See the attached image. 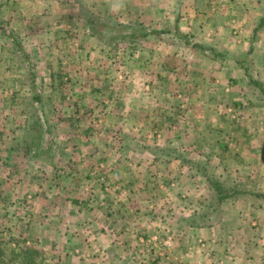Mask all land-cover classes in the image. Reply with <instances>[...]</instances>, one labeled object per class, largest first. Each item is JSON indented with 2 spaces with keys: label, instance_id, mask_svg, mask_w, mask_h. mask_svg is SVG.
<instances>
[{
  "label": "rangeland",
  "instance_id": "1",
  "mask_svg": "<svg viewBox=\"0 0 264 264\" xmlns=\"http://www.w3.org/2000/svg\"><path fill=\"white\" fill-rule=\"evenodd\" d=\"M0 2L4 16L22 34L30 68L40 78L31 91L23 79L24 67L9 46L0 44V143H23L35 122L29 115L38 105L31 98L34 93L43 97L45 117L55 127L56 151L47 162L51 165L28 164L35 177L45 178L50 186L68 184L71 178V189L86 180L93 193L113 194L117 187L124 189L125 167L115 175L111 162L125 161V156L141 158L150 153L144 146L151 143L158 146L153 152L157 158L177 160L160 165L158 172L169 187L163 190L171 189L178 198L173 205L183 208L178 217L192 210L203 212L208 203L205 180L194 164L264 191V100L236 60L246 59L259 72L253 75L264 83V30L254 34L264 2L20 0L24 3L20 10L15 8L16 0ZM91 15L143 23L152 29L177 26L180 34L235 53L236 58L213 61L166 35L152 37L136 50L125 45L109 49L88 31L84 22ZM70 162L98 167L58 171ZM3 165L0 162L5 173L12 170ZM152 191L147 189L145 194ZM229 208L230 216L216 225L230 219L231 226L241 227V238L251 232L264 260V202L239 199ZM8 219L4 216L6 226ZM200 243L202 248L207 246L205 240ZM78 254L83 260L91 257L82 251Z\"/></svg>",
  "mask_w": 264,
  "mask_h": 264
},
{
  "label": "crops",
  "instance_id": "2",
  "mask_svg": "<svg viewBox=\"0 0 264 264\" xmlns=\"http://www.w3.org/2000/svg\"><path fill=\"white\" fill-rule=\"evenodd\" d=\"M23 5L16 0V9L20 10ZM34 14L35 11L30 17ZM146 144L144 149L150 151L147 155H139L141 158L125 156V161L115 158L111 162L115 175L121 174V168L125 167L124 189L117 187L113 194H99L89 190L91 187L84 182L86 180L80 185L77 183L75 189L69 187L71 178L68 184L47 185L45 178L35 177L29 171L31 160L23 155L22 143H0L2 167L12 168L7 173L0 168L2 258H15L13 260L17 262L22 258L29 259L23 250L30 247L31 264H264L263 257L256 251L258 242L251 232L241 238V227L231 226L230 219L228 224L223 222L203 228L181 223L184 212L178 217V211L181 213L183 208L173 205L177 204L178 198L171 189L166 191L168 194L163 190L169 187L160 181L163 174L158 172L160 165L175 164L177 160L169 156L168 160L157 158L153 152L158 146ZM14 149H17L15 154ZM78 149L81 153L82 147ZM165 152L169 155L168 149ZM104 163L107 162L101 164ZM39 165L43 168L51 164L40 162ZM81 167L90 170L98 166L70 162L60 166L58 171L72 172ZM6 179L9 180L8 191L3 187ZM107 183L109 186L110 182ZM151 188L152 193L145 194ZM157 192H165V195ZM7 215L9 226L4 224ZM155 234L173 242L169 257L158 262L151 261L153 253L144 242L145 238ZM201 239L207 242L204 248L200 247ZM79 251L84 255L89 253L91 257L83 260ZM193 254L195 257L191 260Z\"/></svg>",
  "mask_w": 264,
  "mask_h": 264
},
{
  "label": "trees",
  "instance_id": "3",
  "mask_svg": "<svg viewBox=\"0 0 264 264\" xmlns=\"http://www.w3.org/2000/svg\"><path fill=\"white\" fill-rule=\"evenodd\" d=\"M3 2H0V44L1 46H9L14 58L24 67L23 79L30 87L31 91L38 86L40 78L36 72L30 68V54L26 50L23 42L22 34L19 30L12 27L9 20L2 13ZM85 25L88 31L96 37L100 44L106 48H114L116 46L125 45L130 50H136L141 44L145 43L152 37L162 38L163 36L175 37L181 40L186 46H190L195 50H200L205 57H209L213 61L228 62L235 59V53L230 51L216 49L212 45H208L202 41L193 40L186 34H180L178 27L173 28H156L152 29L143 23H135L131 21L120 22L117 20L98 19L94 15L89 16L85 20ZM264 30V11L259 17L254 34ZM251 52V50H250ZM249 52V53H250ZM239 67H241L248 77L249 85L255 86L261 94V100H264V83L258 80L253 73L258 75L255 68L248 66L246 59L238 60ZM35 105L29 115L35 119L33 127L28 131L24 137L22 152L31 161L48 162L56 151V137L54 124L45 117L44 99L39 93H34L31 96ZM34 132V133H33ZM28 136V139H27ZM197 169V174L204 178L206 187L209 192L208 203L203 212L192 210L181 217V222L188 226H196L198 228L213 227L216 223L230 216L229 206L239 199H252L259 202H264V191H256L250 188L246 183L224 179L215 174H210L206 168L200 165H192ZM8 169V166L5 167ZM9 171V170H8ZM230 204V205H229ZM26 251L29 259H20L18 262L10 258L5 260L2 258L0 252V264H31L32 250L27 247L23 250ZM18 252H21L19 250ZM33 256V255H32Z\"/></svg>",
  "mask_w": 264,
  "mask_h": 264
},
{
  "label": "built area",
  "instance_id": "4",
  "mask_svg": "<svg viewBox=\"0 0 264 264\" xmlns=\"http://www.w3.org/2000/svg\"><path fill=\"white\" fill-rule=\"evenodd\" d=\"M108 189V186H106ZM145 244L150 248V252L153 253L152 261L158 262L168 257V254L172 251L173 242L169 238H162L160 235L155 234L145 238Z\"/></svg>",
  "mask_w": 264,
  "mask_h": 264
}]
</instances>
